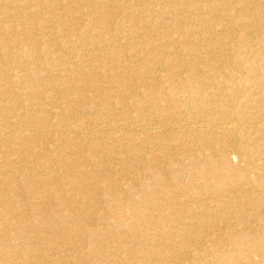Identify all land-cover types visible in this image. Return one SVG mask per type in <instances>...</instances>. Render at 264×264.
Wrapping results in <instances>:
<instances>
[{"label": "bare ground", "instance_id": "obj_1", "mask_svg": "<svg viewBox=\"0 0 264 264\" xmlns=\"http://www.w3.org/2000/svg\"><path fill=\"white\" fill-rule=\"evenodd\" d=\"M29 159L54 194L46 203L40 185L26 190L33 211L54 204L58 221L88 223L99 210L108 221L90 231L95 242L118 227L117 238L146 239L154 227L162 241L134 245L152 264L176 254L233 264L201 251L215 219L236 214L233 250L241 264H264V0H0V218L19 202L17 184L29 187ZM145 174L158 185L164 175L184 202L169 189L153 197ZM63 225L72 249L85 232ZM39 243L27 264H38ZM56 245L43 250L68 264Z\"/></svg>", "mask_w": 264, "mask_h": 264}, {"label": "rangeland", "instance_id": "obj_2", "mask_svg": "<svg viewBox=\"0 0 264 264\" xmlns=\"http://www.w3.org/2000/svg\"><path fill=\"white\" fill-rule=\"evenodd\" d=\"M116 19L117 18H114V20H116ZM12 22L14 23V25L17 28L20 27L19 24H17L18 21H16L15 19H12ZM58 120H59L58 116H56L53 119L54 123L57 122ZM165 131L163 130L162 132L165 133ZM83 132L85 133L84 130H83ZM40 144L44 145L43 142H41ZM49 156L51 157V159L56 158L55 154H52V153H50ZM233 157H234L233 155L230 156L231 163L234 165L238 164V161H237L238 159L236 157H234V158ZM86 160H87V163L89 164V166L92 165V161H91V158L89 157V155L86 156ZM27 161L28 162H25L24 167H22L20 169V173L22 174V176H24L26 174V172H28L30 174L29 178H28V180H29L28 185L30 188L28 187V189H25L22 182L17 184V187L19 188V191L21 192V196L18 197L19 202L16 203L12 199L11 202H12L13 208L11 209L10 213L5 217L0 218V233H4V237H2L0 239V248H2V250H3L2 252H0V264H27L28 256L30 255L28 250L31 249L30 246H31L32 242L35 239H39V238H40L39 246L36 248V250H35L36 252H34V255L36 256L38 264H64V262H65L64 260L59 261L55 255H52V254L47 255V251L43 250L45 247H48L49 250H50V248H52V250H53V248H55L57 246L56 244L58 242H61V243L65 244V246H66V251L64 252V254L66 256L65 255L64 256L67 257L66 260H67L68 264H112L113 261L115 262V264H148L151 262L150 256H152V254H145L144 255V254H142L143 252L138 253L137 248H139V249L141 248L138 246V244L142 243L143 241L153 243L154 241H159V240L162 241L163 240V238L159 237V234L156 233V229L154 227L152 228V230H150V234H149V236H146V239H144L145 237H143L142 235L137 234L138 232L136 234L135 233H133V234L126 233L125 235H122L121 238H117V236L115 235L116 232L122 231V227H118V228H115L113 230L109 229L110 231L108 230V232H104V234H101L99 236V241L95 242V241H93L95 236L91 235L90 231L92 232V230L97 228L98 222H102L103 219L104 220L106 219L105 216L102 217V215H100L99 210L95 211L96 213H99V214L91 215V216H93L94 219H97V220H93V221L88 222V223L83 222L81 220V218H79L77 215H75L74 217H70V218H68V216H65L63 221L61 219L58 221V218L55 219L56 215H55L54 211H55L56 207L54 204L49 205L50 208L44 209L43 212L33 211V209H34L33 205L35 206V204H33L31 202L33 204L32 205L30 203V201H29L30 199H29V197H27L28 195L25 193L26 190L30 191L31 189H33L32 188L33 186L38 187L40 185L39 186L40 192L43 195L42 200H44L43 202H46V203L52 202V198H53L54 194L51 192L52 186L49 185L47 180H46L47 179L46 174L42 170H39V169L34 167V163H33L32 159H29ZM57 178L60 179L61 183H64L68 180L66 177H64V175L62 174L61 171L57 172ZM152 178H153V176L149 177L145 174L143 176V178L141 179V181H142V184H147L148 187H150L151 189H154L153 197L157 198V196H158L159 198H161L162 197L161 193H163V191L165 189H167V190L169 189L168 192L170 194H172V195L177 194L178 195V196H175L173 198L175 200V202H180V201L184 202V197H179L180 193L177 190H175L174 183L169 182L168 178H166L163 175L164 181L161 182L160 185H158L154 181L152 184ZM184 178L182 180L184 182H186L188 179L186 177H184ZM166 180H168V181H166ZM63 188L64 189L67 188V190H69L68 189L69 186L68 187L64 186ZM72 188H73V190H71L72 191L71 193H75V192L78 193V191H81L79 188V185L77 183L73 184ZM171 191H172V193H171ZM146 198L148 200V198H151V197L146 196L145 199ZM67 199L68 198L66 197L65 200H62V202L66 206H69L70 202ZM93 201L97 202V200L95 198L93 200H91L90 202H93ZM154 201H155V199H154ZM33 202H35V201H33ZM97 204H98V207L100 209H104L107 205V203H105V202L100 203V204L97 203ZM191 204L199 206V208L200 207L203 208V206L200 204H194V202ZM18 208L20 211L19 213H21L22 218H24L23 224L27 226V230L25 228H22V226L20 224H17V220L15 219V214L18 212ZM59 211H60L59 214H61V213L64 215L67 214L63 209L59 210ZM32 212H34V213H32ZM154 215H156V212L154 213ZM43 216H44V218H42ZM106 220L108 221V219H106ZM68 221L77 222L78 223L77 229L78 230L80 229V230L85 232L84 234L82 233L83 236L80 235V236H82L81 238H85V239L81 240V238L79 236H77V238H76L77 241H75L74 248H72V249L69 248L70 241L68 240V238L70 236H74L75 231L73 229H70V228H69L70 230L65 228V226L63 224H65V223L67 224ZM215 221H216L215 222V229H217V230H215V235L213 234L214 238H213V236L212 237H210V236L206 237V248H204L201 251V254L211 253L213 256H216V258H218L217 257L218 255L219 256H225L228 259L229 258L231 259V257L237 258V260H235V262L233 264H241L242 259L240 257V253L233 250V245H232L231 241L229 240V234L231 232H240L243 229L242 225L237 223L236 226L233 225L232 227H227L228 222L233 223V224L236 223V221H237L236 214H231V215H228L226 217L224 216L222 218L217 217L215 219ZM12 229L14 230V232H16L18 234V235H15V238L11 237V234L13 233ZM37 231H38V233H36ZM23 232H26V233H23ZM52 232L54 233V235H51ZM212 241H214V243H217L218 246L215 249H209L210 250V252H209V250L207 248L212 243ZM122 242H123V244H122ZM192 242L196 243V241H194V240ZM71 244H73V243H71ZM135 244L137 245V248H134ZM127 249L129 251H131V254L127 255L125 253L126 251H128ZM10 250H12L14 253H11ZM132 256H134V259L132 261H130L129 258ZM176 256H177L176 259H174L173 261H169V260L168 261H162L161 264H183V263L184 264H196L195 260H193V259H191V260L189 259V262L188 261L185 262V260H184L185 257L178 256L177 254H176ZM69 258H71V259H69ZM9 259L10 260L12 259L13 262L12 263L9 262ZM96 259H97V261H96ZM145 259H147V260H145ZM251 259H252L251 262H253V263H258V261H259V259H257L256 257H251ZM6 260H8V261H6ZM219 263H221L220 260H219ZM259 263H261V262H259ZM150 264H152V262ZM154 264H158V263H154ZM223 264H231V263L228 261V262H224Z\"/></svg>", "mask_w": 264, "mask_h": 264}]
</instances>
